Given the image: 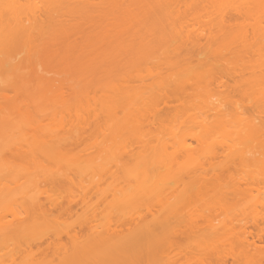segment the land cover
Segmentation results:
<instances>
[{"label": "bare ground", "instance_id": "1", "mask_svg": "<svg viewBox=\"0 0 264 264\" xmlns=\"http://www.w3.org/2000/svg\"><path fill=\"white\" fill-rule=\"evenodd\" d=\"M135 1L136 0H0V74L3 73V70L6 72L8 68H6V64L23 53V58L29 61H26L27 66L24 67V69L29 67L27 72L30 73H27V76L29 75L31 77L30 79L26 77V72H24V70L20 71V68L16 65L17 63L13 64L16 67L11 64L12 67L10 66V69L12 68L13 72L19 69L20 73L23 72L24 75L16 71L18 72L16 76L17 74L19 75L16 78H20L16 79V81L14 79V81H12L13 83L11 82L12 84L9 83V85H11L10 87H12L13 91L17 92L21 89L22 92L19 91V93L28 90V93L26 92V94H23V99H21L22 97L19 99L21 96L20 94H16L15 98L13 95V98L11 97L12 101L9 96H7V91L3 90L5 88L2 86L3 88L1 89L3 91L0 89V160L3 161L6 153H8L17 157L28 158V160L30 159V163L32 162L31 167L22 166L20 169L15 165H7L8 163L5 164L4 161L0 163V185H3L0 189L2 192L0 194V251L7 247L10 248L11 245V251H14L15 249L13 250V247L15 248V246L11 243H20L25 237H27L26 244H28H25L27 248L23 253L25 254V258L22 262L16 261L19 255L22 256L16 249V252H14L16 254L18 252V257L14 252L13 254L16 257L14 258L11 252L9 253L10 257L8 256L9 254H7L8 260L4 259L6 256L3 255L4 258H2L3 256L0 255V264H170L166 262L169 260L168 256H161V254L166 252L163 248L165 247L164 243L177 235L179 230V218L183 215L177 216L173 213L175 209H177V205L179 208L182 207L185 202L193 199L199 200L198 198H200V200L204 199L205 201L225 200L229 195L234 194V191H240V188H238L240 187V181L238 179L232 176L225 177L218 173V170H221L223 167L215 166L213 163L208 164L209 166L206 165V167L202 164L203 161L201 162L200 160V157H204V153H207L206 149L210 155L211 150L208 148H210L213 143L212 145L210 143V145H207V142H204L213 137L210 131L217 128V126L221 128L220 125H223V123L226 125L227 122L229 123L231 121V123L234 124L232 118L235 119V117H225L226 121L222 116L216 117V114L219 116L222 110L219 108H214L215 110L212 109L216 106V104L213 105L215 101H212L213 99H210L211 96H209V92H206L208 91L207 88L212 86L208 80L210 81L213 76L209 75L203 78L204 76L201 73L187 71L185 67H180L177 62H173L172 59L177 58V50L180 44L172 50L173 58L170 57V60L168 59L172 62L168 64V68L164 72L161 71L162 68H159V70L145 68V74L140 73L138 67L140 64L146 62L148 49L156 40L153 33L154 24L150 23V30H148V23L144 20L149 15L147 12V4L143 5V12L140 16L138 14L136 16H130L126 22H122L118 16L111 18L101 13L102 7L107 3L118 9L126 8L128 12H132L135 8L134 5H136ZM217 1L219 2L221 0ZM161 2L166 7L167 3L165 4L163 1L158 0L157 4L163 5ZM247 3H249L251 9L256 7L260 9L261 12H264V0H247ZM171 17H166V23H162L164 35H168L167 32L174 33L175 30H178L180 36L183 37L182 40L192 38V35L189 36L185 33V29L182 30L183 26L184 28L186 27L184 24L185 22L177 23L173 18L171 19ZM260 18L261 16L255 17L254 22H249L238 34L234 36L229 34L232 36V39L234 37H240L243 44L245 43L243 53L241 54L243 58H248L253 54L256 56V54L261 55V53H264V25L261 23ZM126 23H128L129 33L117 34L118 28L124 26ZM177 24L179 26H177ZM221 24L225 25V22L221 20ZM104 26L106 30H103ZM182 32L184 35H181ZM220 36L225 37L226 33L222 32ZM210 38L213 39L212 35H210ZM179 39L181 38L177 40L169 39V42L165 43L163 46L174 43L172 41H178ZM193 42L195 41L193 40ZM71 57L75 59L73 69L78 70L82 74L83 80L91 82L96 76L106 79L99 81V83L102 84L101 88L104 94L100 97L101 99L99 98L100 103H98L99 100H97V104L100 108H96L97 111H103L102 114L104 113L106 117H104V115L99 117L100 112H96L95 110H93L91 114L87 111V115H92V117H86L83 115L84 113L82 114L77 111L79 109L77 106L78 103L75 104L76 107H78V109H75L74 116L76 117H69L68 114V117H65V113L64 116L61 115L63 112L62 110H60L62 111L61 114H58L60 113L58 112V108L60 107L57 109L51 108L52 98L50 99L47 96H51V94L49 92V94H47L48 89L46 90L48 82L51 83V81L44 76L41 78L39 74H41V70L49 73L51 71V66L48 65H50L51 62H58L59 65L70 68L69 60ZM24 59L23 61H25ZM36 60L38 61L37 63L35 62ZM20 62L21 61H19V63ZM28 64H32L30 65L31 68ZM20 66H22V63ZM43 66H45V68ZM47 67L49 68V72ZM178 68L183 69L177 71ZM259 70L262 71V69ZM251 71L252 72H249V74L252 73V77L250 76V78L253 81L257 79V81H254V83L257 82V84L253 85L250 83L251 81L248 83L244 82L246 86L245 90L249 99L253 96V99L258 97L257 100L260 103L264 101V98H262L264 96L260 95L264 94V88L261 86L262 84H258V80L260 81V78L263 79L262 77L264 75L260 76L257 70V74L254 73V70L251 69ZM22 76L24 78H22ZM145 77L148 79H144ZM135 79L141 82L140 85L131 84ZM205 79L210 87L206 85ZM31 81H33L34 84L31 83ZM44 81H46V83ZM202 82L205 83L207 87L202 86ZM31 84H33V88L34 86L37 87L35 91L38 90L37 92H31L32 94L29 93L33 91V88L30 90L32 86L29 85ZM172 85L175 86L172 87ZM88 86L86 89H88ZM186 86L196 89H201L198 87H205L204 89H207L206 91L201 89L200 92L205 91L207 94L206 96L210 97L208 98L210 102L206 104L207 106H211L210 109H212V111L209 110V112L215 111L214 114L216 113L215 121L213 119L214 122L211 121L213 117H199L200 115L198 117H192V114L191 117H181L182 119L178 117L179 120L177 117H158V115H156L157 111H155L154 106L157 105L156 103L159 99L169 97L168 91L173 88H185ZM28 87L29 89H27ZM93 87L95 88V86ZM42 89H45L46 92ZM148 89L152 92L156 90V99H154V101L148 97L147 94H144V96H142V94L140 95V90H147L148 92ZM43 92L46 94L44 95ZM130 94H133L134 97L132 95L130 97ZM258 94L261 96L260 99ZM46 96L47 98H45ZM143 97H147L146 100L149 105L150 103L151 105L153 103L156 104L152 105V108H154L152 111H150L151 108H148L149 105L146 104V106H144L147 102ZM149 98L152 102H150L151 100ZM47 100L48 103H46ZM86 100L87 106H91V104L96 101L88 98H86ZM53 101H55V99ZM64 106L65 105L60 109H63L65 112L67 107ZM202 107L204 109L206 106L203 105ZM73 108H75V106ZM55 110H58L57 114L59 116L57 114L54 115L55 117L52 115V112ZM228 118H231V120ZM243 118L245 128L239 131H241L242 134L244 133L243 130L246 131V135H243L245 137L241 135L242 139L247 137L246 139L248 140L249 138L255 137L251 136L252 134H262L260 136H263L264 133L261 132L262 130L259 131L260 125L255 123L253 118ZM11 121L13 123H11ZM14 121H17L18 124ZM44 121H47L45 122L47 124H45ZM52 121L55 122L53 123ZM173 121L178 122V124ZM235 121L237 124V119H235ZM65 123L66 125L69 123V126L71 123H74L73 127H75V129L71 127L72 125L70 128L74 129L75 133L74 130H71V132H73L70 134L71 132L69 130V134H66L70 128L68 125L66 126ZM14 124L19 127L17 128L18 130L14 129L16 131L11 130L12 127H16H14ZM94 124L95 126L98 124V130L93 126ZM55 125L58 126L56 127ZM192 125L202 128L199 130L195 127L198 129L199 132L196 131L199 135L191 134L195 131H192L193 128L190 129V127H194ZM239 125L240 123H238V126ZM5 126L8 127L7 130ZM46 126L48 127L45 128ZM176 126H178V128ZM179 126H181V128H179ZM232 126L231 124V127ZM65 128L66 130L64 131ZM80 128L85 130L83 131V135L88 131H90V133L88 132L90 135L92 133L95 135H102L101 133H103L101 136V138L104 136V138L101 139L103 142L100 140L101 143H95V147L91 145V147L87 148V150H89L88 153L73 152L75 146L74 142L81 135V132H79ZM102 128H104V130H102ZM9 130L11 133H9ZM61 130L64 131V133ZM93 130L94 132L91 133ZM101 130L103 132H101ZM188 130L189 132L191 130V132L188 133L190 136L192 135L191 138H195V140H199V142L202 139L201 136L205 135L206 132L208 134L210 133V136L212 135L211 137L209 135L203 136L202 143L205 145L203 146V150L206 146L207 148L203 151L201 150L202 145L199 144L201 147L198 146L197 148L201 149L197 150L202 151L199 153V156L197 151H195L196 148L191 146L185 139L187 136L190 137L188 134L186 136ZM223 131L224 130H221L222 133ZM236 131L238 132V130ZM126 133H128V135ZM122 134L123 136L127 135V138L130 137L128 139L129 141H127L125 137L122 138ZM193 134L196 133L194 132ZM219 134L224 135L221 133ZM258 135L257 138L260 137ZM178 136L180 138L176 140ZM196 136H199V138ZM119 137L121 138L119 141L121 142L120 147L119 143L116 142L120 139ZM205 137L207 138L204 139ZM122 139H125L126 143H128H122ZM130 139H132V141ZM246 139L245 142L243 140L241 142L246 143ZM79 140H81V138ZM175 140L177 141L176 144H178H175L177 147H174L173 150L169 149L174 145L173 143H175ZM262 140L263 137L260 141ZM108 141H113V143H115V145L113 144V146H115L114 149L112 144ZM129 143H131L132 146L136 143L138 144L134 145L132 148ZM256 144L261 145V143ZM134 147L138 148V150H135ZM238 147H241L238 151L236 150L238 155H236L237 152L233 155L231 154L234 158L233 162L235 160L238 161L234 163L233 169L235 164L238 165L239 163L243 166L241 167L238 165L239 169H244V167L249 168L254 156H252L253 150L248 149L246 146V149L242 148L243 146ZM92 148L94 150L90 151ZM230 152L228 151L227 153L229 154ZM52 153L57 154V157L59 155L58 158L56 157V159L59 160L58 162H60V160L62 161L59 165L54 162L55 158L51 155ZM211 153H214V151ZM8 154L7 156H10ZM178 154L182 156L181 159L184 158V161L178 159ZM201 154H203V156ZM105 155L107 161H105ZM60 156L65 159L62 160ZM43 157L49 159V164L52 165L54 163L56 165L53 167L50 165V167L47 164L48 159L45 163L46 159ZM116 159L118 160L116 161ZM108 161H114L112 165L111 163L109 164L111 167L106 171H110L113 175V180L109 184V197L111 196L110 200L116 209H123L131 203L134 205L137 200L142 201L146 206L156 202L157 208L150 209L147 216L146 214L139 215L138 211L132 212L129 210L132 208L124 209L117 213L118 216H125V214H127V219L124 224L117 223L114 226L106 225L104 228L96 229L92 234L90 233L88 235H83L82 232H73L66 226H61L60 223H54L53 219L51 225V213L46 205V202L53 203L51 202V195H48L45 201L41 199L39 188L36 189L39 185L38 182L44 179L51 183L52 179L53 182L60 183L61 185L74 184L75 182L72 176L77 175L81 177L84 175V177H88L92 173L100 175V173H103L105 165L107 166L109 163ZM262 161V167L264 168V159H262ZM66 162L69 163V166H63ZM2 163L6 166L2 165ZM61 164L62 167H60ZM230 166L227 165L228 170L232 169ZM173 168H175V171L179 170V178L181 179H174V172L171 170ZM164 169L166 171L170 170V174L166 172L168 174H166V176ZM7 170L9 171L6 172ZM65 170H67L65 173H69V171L72 173H70V175L64 172L61 173ZM160 171H162V174L164 173V176L169 178L167 179L159 174L161 173ZM9 172L11 174H9ZM123 173L125 174L123 175ZM12 174L13 176H11ZM183 175H185L188 180L184 178ZM157 176L158 178H162L158 179ZM39 177L41 178L39 179ZM84 177H81L79 180L80 183L87 180ZM121 177H123L122 181H120ZM88 178L90 179V177ZM90 182L94 185L100 184L98 180H90ZM34 187L36 189L35 191L39 192H29L31 191L30 188ZM5 212H10V214H12V216H10L13 218L11 219L10 217L9 220L6 219ZM7 214L6 217L9 216H7ZM194 214L195 213H193L192 216H194ZM41 224H44V229H48V231L45 232H52L60 240V243L56 246L55 253L58 251L56 257H52L51 254L45 253H39L40 255H38V253L31 248L34 241L42 238V233H39L42 232L40 231L42 227H40L38 232L36 231ZM124 229L126 231H124ZM62 234L66 235V241H61ZM245 241L248 246L260 252L261 246H264V243H261L264 241V226L257 229L256 232L247 234ZM9 243L10 245H8ZM257 264H264V259Z\"/></svg>", "mask_w": 264, "mask_h": 264}, {"label": "rangeland", "instance_id": "2", "mask_svg": "<svg viewBox=\"0 0 264 264\" xmlns=\"http://www.w3.org/2000/svg\"><path fill=\"white\" fill-rule=\"evenodd\" d=\"M157 1L158 0H136L135 1L136 5H134L135 8L133 9L132 12H128L126 8L118 9L117 7H113L112 5L107 3L104 5V7H102L101 13L111 18L114 16H118L122 20V22H126L130 16H136L137 14L140 16V14L143 12V8H142L143 5L147 4L148 6L147 12L149 15L144 20L148 23V30H150L149 24L150 23L154 24L153 33H154V36L156 37V40L154 44L150 46L148 49V57L146 58V62L143 64H140L138 67L140 73L145 74V68H150L153 70H156V69L159 70V68H162L161 71L164 72L168 68V64L173 61V62H177L178 66L185 67L187 71H190L193 73H201L204 76L203 78L209 75L213 76V78L210 77L212 78L210 80L211 82L207 78L208 82L212 85L211 87L208 86L209 84H207L208 83L207 80L206 79L204 80L206 82V85L211 88V89L207 88L208 91H206L207 89L206 90L204 89L207 86L203 82H202L203 83L202 86H205V87L203 88L198 87V88H201L202 90H205L206 92H209L210 95L209 94L208 95L211 96V98L209 96H206L207 94L205 91H201L202 92L201 94L200 92L201 89L192 88L190 86H186L185 88H181V87L173 88L172 90L168 91L169 97L167 98L163 97L164 99L163 98L159 99V101L156 103L157 105L155 103L152 104V105L154 104L156 105L154 106L155 111H157L156 115H158V117H177V119L179 120L178 117L182 119L181 117H191V114H192V117H196V116L198 117L199 115H200L199 117H202V116L210 117V118L213 117L211 118L212 119L211 121L214 122L216 113L214 114L215 111L209 112V110L212 111V109L215 110L214 108H219L222 110L221 113L223 114L220 113L219 116H217L216 114V117L222 116L224 117V119L225 117H231V118L235 117V119H237V122L240 123L239 125L240 127H239L238 123L236 124L235 119L232 118V120L234 121V124L231 123V121L229 123H231L234 127L233 126L231 127V124L227 122L226 125L224 123L223 125H220V127L223 129L218 128L217 126V128H214L212 129V131H210V133L213 134V137H211L212 135L211 136L209 135L210 133L208 134L206 132L205 135H209L211 138L208 140H205L204 142L205 143L207 142V145H210V144L212 145L213 143V145L210 146V148L208 149H210L211 152L214 151V153H211L209 151L210 152V155H209L208 150L206 149L207 148L206 146L205 149L207 153L206 154L204 153V157H200L201 162L203 161L202 163L203 165L206 166L210 163H213L215 166H221L223 168L221 170H218V173L222 174L225 177L232 176L235 179H238L240 181V185H239L240 187H238L240 188L239 189L240 191H234L233 192L234 194L229 195L227 199L225 200L205 201L204 199L200 200V198H198L199 200L193 199L191 201L185 202L182 207L178 208V205H177V209H175L173 213H175L177 216L183 215L179 218V225H178L179 230L177 232V235L173 236L170 240L164 243L165 247L163 248L166 250V252L164 254L162 253L161 256L163 255L168 256L169 260L167 259L168 261L166 262H169L170 264H257L259 261L264 259V251H263L264 246L263 247L261 246V249H260L263 252L261 251L259 252V250H255L254 248H251L250 246H248L247 242L245 241V238L247 234L251 232H256L257 229L264 226V168L262 167V162H263L262 159H264V142H263L264 134L263 136H260L262 135L260 133H259L260 135L252 134L251 136H255V137L249 138L248 140L246 139L247 138L246 137L245 138L246 143H243L241 141L243 140L245 142V139H242L241 137L244 134L246 135L245 133L246 131L243 130L244 133L242 134V132L239 130L242 128H245L243 117H245L246 119L250 117L254 119L253 121L255 123L260 125L259 131L262 130L261 132L264 133V101H261L260 102L261 104H260L259 101L257 100L258 97H255L256 99H253L254 96L251 99H249V96H247V93L245 90L246 86L244 83V82L248 83L251 81L250 83H252L253 85L257 84V82L254 83V81H257V79L253 81L250 78L252 73L249 74V72H252L251 69L255 71V72L253 71L254 73H256V70L259 71L257 73L260 74V76L264 75V53H261V55L256 54V56H254L255 54L251 55L250 56L251 60H250V57L243 58L241 54L243 53V48H244L245 43L243 44L240 37L238 38L234 37L232 39V36L229 34H232L233 36L238 34L240 31L243 30L244 26L247 25L249 22L253 23L254 18L257 16H261L260 18L261 23L264 25V12H261L260 9L256 7L254 9H251L249 3H247V0H221L219 2L217 0L215 1L214 0H177V1L159 0V1L165 2V4L167 3L166 7L162 2L161 3L163 5L161 4L160 5L164 7H161L159 3L157 4ZM156 4L160 7H158ZM123 13L126 15H124ZM169 16L170 17L172 16L171 19L173 18V20H175V22L177 23L178 22L181 23L184 21L185 22L184 24L186 25V27L184 28L183 26L182 30L185 29V33H187L189 36L192 35V38L182 40L183 37L180 36V34L178 33V30H175L174 33H171V32H167L166 29L165 31L167 32L168 35L165 36L162 23L165 24L166 23L165 18L166 17L168 18ZM221 20L225 22V25L221 24ZM177 26L179 25L177 24ZM103 30H106L105 26L103 27ZM222 32L226 33L225 37L220 36ZM126 33H129L128 23H126L124 26L119 27L117 34H126ZM181 35H184L183 32ZM210 35H212L213 39L210 38ZM178 38H181V39H179L178 41H172L174 43H170L169 45L163 46L165 43L169 42L168 41L169 39L177 40ZM193 40L195 42H193ZM178 44H180V46H179V49L177 50V58H173L172 50H174V48ZM18 57H17L18 59L15 58L16 60L14 59L13 61L6 64V68L8 67L9 70L7 68L6 72H4L3 70V73L0 74V85H1L0 89L4 87L5 89L3 90L7 91V96H9L10 99L11 97L13 98V95L15 98L16 94L17 95L20 94L21 96L19 97V99L21 97H22L21 99H23V94H26V92L28 91L25 89L26 90L24 91L25 93L24 92L21 93L22 92L21 89L18 90L17 92V91H13L12 87H10L11 85H9V83L12 84L13 83L12 81H14V79L16 81V79L20 78V77L16 78L17 76H19L18 74L16 76V73L18 72L20 73V71L24 70V72H26L25 73L26 77H28L29 79L31 78L29 75L27 76V73L28 74L30 73V72H27L29 67L25 68L27 70L24 69V67L27 66L26 61L28 60H26V58L25 59L23 58V53L18 55ZM170 57L173 58L172 61H169ZM21 58H23L25 61H23V59ZM19 61L21 62L19 63ZM35 62L37 63L38 61L36 60ZM15 63H17L16 65L18 66V68H20V71L19 69L16 70L18 72H16L15 70L13 72V69L12 68H11L12 70L10 69V66L12 67V65ZM21 63L23 67L20 66ZM36 63L35 65H37ZM69 64H70V68H66L64 66L59 65L58 62H54V63L51 62V64L48 65V66H51L50 72H49V68L47 67L49 73L44 72L43 70H41L42 72L40 71L41 74L39 75L41 76V78H43L42 76H44L45 78L47 77L48 79H50L49 81H51V83L48 82V86L50 84L51 85L49 87L47 86L46 88V90L48 89L47 94L49 93L51 94V96L47 95L50 99L52 98L51 99L52 102L49 101L51 102V105H52L51 108L52 109H57L58 107L63 108L62 107L63 105L67 107V110L65 109V112L63 109L58 108L59 111L55 110L54 112L56 113L52 112V115L54 116L55 114H57V111L60 112L58 114H61V112L63 111L61 115L64 116V113H65V117L66 116L68 117V115L69 117L70 116L76 117L74 116L75 109L76 108L78 109L79 107L77 111L81 112L82 114L84 113L83 115H85L86 117L88 116L87 111L90 112L91 114L93 110H95L96 112H100L99 117L100 116L102 117L104 115V113L102 114L103 111H100V110L97 111V109L100 108V106L97 104V100H99V98L102 97L104 94L102 93V88H101L102 84L99 83V81L106 80V79H102L96 76L93 79V81L87 82L86 80L82 79V74L78 70L73 69V65L75 64L74 58L72 57L70 58ZM13 66L16 67L15 65ZM43 67L45 68V66ZM181 69L183 68H178L177 71L178 70L180 71ZM259 69H262L263 72L260 71ZM20 74L24 75L23 72H21ZM147 77H145L144 79H146ZM22 78L24 77L22 76ZM262 78L263 79L260 78V81L258 80V84H262L261 86H263L264 88V85H263L264 76ZM46 81L44 82L46 83ZM31 83H33V81H31ZM140 83L141 82L136 79L133 82H131V84L133 85L135 84L140 85ZM33 84L29 85V86H32L30 87V90L31 88H33ZM87 86H88V89H86ZM93 86H95V88ZM173 86L175 85H172V87ZM27 89H29V87ZM35 89H37V87L34 86L33 91L29 90L30 91L29 93L32 94L31 92H34ZM3 90L1 89V91ZM42 90L46 92L45 89H42ZM19 91L21 92L19 93ZM140 91H141L140 95L142 94V96H144V94H147L148 97H150L153 101L154 99H156V90L153 92L150 90L148 92L147 90H140ZM45 94L46 93H44V95ZM133 94H130V97L131 95L133 96ZM260 95L264 96V94H260ZM260 95L258 94L259 99L261 97ZM47 96L45 98H47ZM53 98L55 99V101H53L54 100ZM86 98L90 100L94 99V101L95 100L96 101L95 102L93 101L94 103L91 104V106L90 105L87 106ZM143 98H145L146 100L147 97H143ZM208 98H210L211 100L213 99L212 101L216 102V103L215 102L213 103V105L216 104V106H214L212 109H210L211 106H207L206 104L207 102L208 103L210 102V99ZM152 100L150 102H152ZM256 102H258L259 104ZM46 103H48V100ZM76 103H78L77 105L78 107H76L75 105ZM98 103H100V100ZM146 104L149 105L147 102L144 104V106H146ZM202 104L206 106L204 107V109L202 107L203 106ZM73 105L75 106V108H73L74 107ZM150 105L148 106V108H151L150 111H152L154 108H152L153 107L152 105L150 107ZM205 109H206V112H205ZM89 116L92 117V115H89ZM104 117L106 116L104 115ZM231 118L230 119L228 118V119L231 120ZM14 122L18 124L17 121H14ZM45 122L47 121H44V123ZM11 123L13 122L11 121ZM174 123L178 124V122L176 121ZM73 124L74 123H71L70 126L72 125L71 127H73L74 126ZM15 126L16 125L14 124V127ZM90 126H87V127H90ZM93 126L97 128L98 124L96 126L94 124ZM192 126L194 127H190V129L193 128L192 131L195 130L194 132L196 134H193L194 132H192L191 134L199 135L198 129L200 130L202 128L200 126H195V125H192ZM47 127L48 126H46L45 128ZM50 127H51V124H50ZM176 127L178 128V126ZM195 127L198 129H196ZM17 128L19 127L18 126H16L15 128L12 127L11 130L16 131L14 129H17ZM73 128L75 129V127ZM95 128L93 129L97 131L99 126L97 130ZM179 128H181V126H179ZM227 128H230V129H227ZM7 129L8 127H6V130ZM74 129L72 128L68 129L66 134H69L68 133L69 130L71 132V130H74ZM65 130L66 128L64 129V131ZM94 130L91 131V133L94 132ZM102 130H104V128H102ZM102 130L101 132H103ZM221 130H224L223 133L221 132ZM236 130H238V132ZM64 131L62 132L64 133ZM83 131L85 130L84 129L82 130L80 128L79 132H81V135L84 134ZM72 132L70 134H72ZM88 132L90 133V131ZM88 132L83 136L80 135L79 138L75 141L77 143L74 142L75 146L72 145L74 146L73 152L88 153L89 150H87V148L91 147V145L92 147H95L94 146L95 143L103 142V140H101L102 138H104V136L101 138L103 133L98 131L102 135L100 134L98 135L97 132H96L97 135H95L94 133H92L94 135L92 134L90 135L88 134ZM190 132L188 130V132H186V136ZM9 133H11L10 130H9ZM74 133H75V130H74ZM219 133L224 134V135H220ZM126 134L128 135V133ZM257 135L260 136L261 138L263 137V140L260 141L261 138L260 137L257 138ZM126 136H123L122 134V138L125 137V139L129 141L128 139L130 137L127 138ZM191 136L190 137L187 136L188 138L185 137V139L188 141V143L191 146L196 148L195 151H197L198 156H199L200 155L199 153L202 151H198L201 148L199 149L197 147L198 146L201 147L199 145L201 144L202 145L201 150H203L204 148L203 146H205L202 143L203 136H201L202 139L200 140V142L199 140L196 141L195 138H191ZM196 137L199 138V136H196ZM80 138L81 140H79ZM179 138L180 137L178 136L176 140H179ZM206 138L207 137H205L204 139ZM125 139H122L124 141V142L122 141V143H126ZM120 140L121 138L116 141L119 143V147L121 145V142H119ZM130 140L132 141V139ZM176 140H175V143H173L174 145L171 144L172 145V147L170 146L171 148L168 147L169 149L173 150L174 147H177L176 145L178 144H176L177 142ZM180 141L184 142L183 140H180ZM109 143H111L112 146L113 144L115 145L113 141ZM256 143L258 144L261 143V145L263 146H261L260 144L257 145ZM130 146H132V144ZM238 146H243L242 148H245V149L247 147L248 149L253 150L252 156L253 155L254 156L251 161V164L249 165V168L244 167V169L241 168L242 169L241 170L239 169L238 165H240L241 167L243 166L240 163L239 164L237 163L238 165L235 164L234 169H233V165L234 163H236L237 160L233 162L234 158L232 155L235 152H237L239 149H241V147L239 148ZM114 147L115 146H113V149ZM91 150H94V149L92 148L90 149V151ZM135 150H138V148H135ZM228 151L229 152L231 151V152L228 154L227 153ZM7 154L8 153H6L4 160H3L5 164L8 163L7 165L9 164L15 165L19 169L22 166L23 167L32 166L31 164L32 162L30 163V159L28 160V158L17 157V156L10 155V154H8L10 156H7ZM51 155L55 158L54 162L56 164L58 163L59 165V163L62 162L61 160L60 162H58L59 160L56 159L57 154L52 153ZM201 155L203 156V154ZM236 155H238V152ZM181 157L182 156L178 154V159H181ZM60 158L62 157L60 156ZM105 158H106V155H105ZM112 158L110 159L113 160ZM45 159H46L45 161L46 163L48 158L46 157ZM63 159L65 158H62V160ZM117 160L118 159H116V161ZM3 161L0 160V163ZM105 161H107V158ZM181 161H184V158L181 159ZM68 162H66V164H63V166L65 165L69 166ZM112 162L114 161H110L108 164L106 163L107 166L110 163L112 165ZM122 162H125V161H122ZM4 163H2V165H5ZM49 163L50 161L48 159L47 164L50 166L51 164ZM56 164L53 163L51 166L53 167ZM111 165H109L108 167L105 165V168H104L105 172L102 170L103 173H100V175L98 174L96 175L93 173L90 174L88 176L90 177V179L87 176L84 177V175H82L81 177H84L87 179V180L82 181V183L79 182L81 177L77 175L72 176L75 183L70 184V185L69 184L61 185L60 183L53 182L52 179H51V183H49L48 181L41 179V181L38 182L39 185L36 187V189L39 188L40 197H42L41 199H43L44 201L48 195H51V202L53 203L46 202V205L48 206L50 213H51V225H52V219H53L54 223H60L61 226H64V227L66 226L68 229H71V231L73 232L74 231L78 233L82 232L83 235L85 234L88 235L90 233L92 234L96 229L104 228L106 225L114 226L117 223L124 224L127 219L126 218L127 214H125V216L123 215L118 216L117 214L118 212L124 209L132 208L129 210H131L132 212L138 211L139 215L146 214L147 216V213L150 209L157 208L156 202L150 203V205L152 206L151 207L149 204L146 206L144 205L142 201L137 200V202H135L134 205L131 203L123 209L121 208L116 209V207L113 205V203L110 200L111 196L109 197L110 195V188H109L110 185L109 184L113 180V175L112 173H110V171H106L108 170L109 167H111ZM227 165L229 166L231 165L232 167L230 166V168L232 169L228 170ZM15 166H14V169L16 168ZM205 166L204 168L207 170L206 168L207 166L206 167ZM60 167H62V164ZM11 169H10V172H11ZM171 170H173L172 172H174V176H175V178L173 177L174 179H181L179 178L180 177L178 173L179 170L175 171V168ZM8 171L9 170H7L6 172ZM66 171L67 170L62 171L61 173L63 172L65 173ZM98 171H101V170H98ZM10 172L9 174H11ZM160 172L161 173L159 174L167 178L166 176L168 174L166 172L169 173L170 170L164 171L165 175L167 174L166 176H164V173L162 174V171ZM172 172L171 174L173 175ZM70 173L72 172L69 171L68 175H70ZM124 174L125 173H123V175ZM11 176H13V174ZM183 177L187 179L185 175H183ZM40 178L41 177H39V179ZM122 178L123 177L120 178V181L123 180ZM159 178H162V177H159ZM90 180H93V181L98 180L100 181V184L94 185L93 183L90 182ZM1 186L3 185H0V189H1ZM30 189L31 191L29 192L31 193L39 192V191H35L36 190L35 187L30 188ZM1 193L2 192L0 191V194ZM8 210H9V207H8ZM5 213L7 214L8 212H5ZM193 213H195L194 216H192ZM6 214H5V218L9 220L12 214H10L9 212L7 214V216L9 215L8 217H6ZM12 218L13 217H11V219ZM147 218H150V217H147ZM43 225L44 224H41V226L39 225L38 230H36L38 232L40 227H42L40 230L42 232H39V233H42V236H41L42 238H39L36 241H34L31 245V248L35 252H37L38 255H40L39 253H45V254H51L52 257L54 256L56 257V254L58 252L57 251L55 253L56 248H57L56 246L58 243H60V240L52 232L51 233L45 232V231H48V229L47 230L44 229ZM124 231L126 230L124 229ZM26 238L27 237L23 238L20 241V243L19 242H16V244L15 242L11 243L15 246V248L13 247V250L15 249L14 251L16 252V249H17V251L23 256L22 257L21 255H19V258L16 259L17 262H22L25 258V254L23 253L25 252L27 248L26 245H28L26 244L27 243ZM66 240H67L66 235L62 234L61 241H66ZM261 243L263 244L264 241ZM8 245H10V243ZM11 246L10 248L7 247L9 249L6 248L0 251L1 256L3 255L6 256V258H4V256L2 257L5 260H8L7 254L11 252H12L11 254H13L14 252V251H11L12 250ZM18 252L17 254L15 253L17 257H18ZM8 256L10 257V254ZM13 256L14 258L16 257L14 254Z\"/></svg>", "mask_w": 264, "mask_h": 264}]
</instances>
